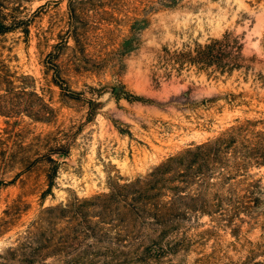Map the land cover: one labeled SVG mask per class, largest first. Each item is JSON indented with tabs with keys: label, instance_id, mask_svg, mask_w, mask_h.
<instances>
[{
	"label": "rangeland",
	"instance_id": "374dc122",
	"mask_svg": "<svg viewBox=\"0 0 264 264\" xmlns=\"http://www.w3.org/2000/svg\"><path fill=\"white\" fill-rule=\"evenodd\" d=\"M158 1L0 0V19L22 22L0 35V264H120L117 250L133 249L137 231L144 244L154 236L132 227L122 186L231 126L264 128V0ZM226 33L240 46L229 77L159 66L164 48ZM229 94L241 96L198 104ZM49 157L59 163L50 189ZM249 174L258 207L182 223L193 241L175 264L199 253L209 264H264V166ZM199 233L206 241L194 247Z\"/></svg>",
	"mask_w": 264,
	"mask_h": 264
},
{
	"label": "trees",
	"instance_id": "16d2710c",
	"mask_svg": "<svg viewBox=\"0 0 264 264\" xmlns=\"http://www.w3.org/2000/svg\"><path fill=\"white\" fill-rule=\"evenodd\" d=\"M177 2L178 0H159L157 3L165 8H173ZM68 7L72 21L70 34L77 33V22H73L78 18L76 9L71 2ZM135 23L138 21L134 22L132 30L136 27ZM20 24L22 22L19 21L7 23L1 17L0 35L19 28ZM76 37L75 42L79 39L78 35ZM129 40L128 45L135 49L137 40L131 37ZM239 49L237 39H232L230 33H226L220 39L209 40L203 45L195 43L193 48L185 47L173 52L164 48L159 66L168 71V74L170 70L180 72L185 66H189L197 72L205 73L207 77L211 74L229 77L238 68L235 52ZM55 57L56 54L50 53L47 58L53 65L52 70L58 74L53 63ZM258 77L263 79L261 75ZM0 84H3L1 80ZM57 85L62 89L61 84ZM70 93L72 95L74 92ZM240 96H215L198 104H214L219 99H224L225 103L232 105ZM95 104L94 101L88 102L91 108ZM260 123L244 121L231 126L213 140L169 158L146 177L122 186L126 188L122 208L130 218L132 227L146 228L154 236L151 235V240L144 244L137 231L132 237L134 248L126 253L117 250V262L175 264L177 259L187 255L193 241L191 237L181 235L180 232H188V228L183 227L182 223L189 224L191 220L202 216H217L218 221L226 222L236 218L240 212L248 214L258 207V181H254L249 172L252 168L264 166V128L257 129ZM54 154L66 156L67 152L57 149ZM48 165L50 189L59 163L49 157ZM241 184L245 187L239 188ZM240 192L243 193L240 195ZM204 235L205 233L194 234V247L201 246L206 241ZM198 255L195 264H209L213 260L210 254Z\"/></svg>",
	"mask_w": 264,
	"mask_h": 264
}]
</instances>
